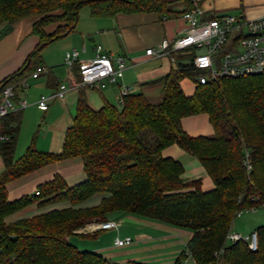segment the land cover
<instances>
[{"label": "trees", "instance_id": "16d2710c", "mask_svg": "<svg viewBox=\"0 0 264 264\" xmlns=\"http://www.w3.org/2000/svg\"><path fill=\"white\" fill-rule=\"evenodd\" d=\"M85 5L95 17L170 14L168 0H0V24L34 17L32 33L40 40L20 69L24 71L0 83V94L37 69L47 44L75 30ZM51 26L55 28L50 32ZM189 55L179 71L164 78V97L157 105L138 93L125 96L120 109L111 104L96 109L81 91L61 153L39 151L31 144L16 159L20 112L0 118L5 164L0 174V264H112L100 254L78 249L68 237L89 222L105 221L115 211L192 230L187 251L174 264H185L188 257L196 264H264V226L257 229L256 251L245 242L225 243L236 213L264 204V71L197 84L195 93L187 96L181 81L200 72L194 67V54ZM201 113L209 115L213 136H191L183 128V118ZM173 144L199 160L214 182L213 189L205 191L202 178H183V163L163 154ZM246 150L252 161L250 173L244 166ZM73 157L82 158L84 182L69 186L58 175L40 185L39 194L9 200V182ZM96 194L103 196L99 204L82 205ZM37 200L40 205L68 202L70 206L7 222L8 216Z\"/></svg>", "mask_w": 264, "mask_h": 264}, {"label": "crops", "instance_id": "0c3cea01", "mask_svg": "<svg viewBox=\"0 0 264 264\" xmlns=\"http://www.w3.org/2000/svg\"><path fill=\"white\" fill-rule=\"evenodd\" d=\"M204 9L202 19L209 20L216 16L232 14L246 19L264 16V0H198ZM192 0H168L170 14L158 12L119 13L113 17H95L89 14L80 16L73 32L52 41L57 43L52 49L42 51L40 65L45 66L47 73L38 78H31V72L21 78L16 85L18 99H26L29 105L20 112V129L15 149V158L22 157L28 147L34 144L39 151L61 153L68 127L73 123L77 113L81 91L88 102L96 109L105 104L117 108L120 106V90L123 85L130 86L131 94L142 93L153 104L162 102L164 97V78L179 71L181 61L187 53L178 52L165 57L146 54L150 47L157 46L164 40H173L186 33L187 22L183 13L190 9ZM34 17L21 19L13 24V31L0 40V83L15 74L23 67L29 54L39 43V37L32 33ZM7 24H0V33ZM55 26L48 30L53 31ZM103 46V52L112 55L122 54L128 58V67L117 83L104 80L96 87L70 89L64 98L48 100V108L41 110L38 101L41 95L54 93L61 84L70 85L78 79V70L65 64L68 51L78 50L81 61L95 57L96 45ZM48 45V44H47ZM46 45V46H47ZM54 45V44H53ZM45 46V47H46ZM187 61V60H185ZM184 61V62H185ZM28 78V88L18 83ZM181 88L187 96L193 95L197 88L194 78L181 81ZM182 125L191 136H213L215 129L209 115L201 113L183 118ZM164 156L180 160L184 166L183 178L192 180L202 178L205 191L214 188V182L207 175L199 160L177 144L163 151ZM5 164L0 153V174ZM65 179L69 186L86 180L81 157L64 159L45 165L39 169L16 178L7 184L9 200L14 201L23 196H34L39 186L52 181L56 176ZM101 194H96L84 202V207L99 204ZM68 202L40 205L37 200L29 206L6 218L7 222L33 217L53 209L69 207ZM107 220H115L120 225L114 229H95L96 225ZM233 229L239 231L233 222ZM194 232L165 221L138 214L115 211L108 213L105 221H92L76 230L68 237L70 243L82 251L100 254L112 264H174L182 252L187 251L188 243ZM133 238L125 246H116L117 238ZM185 264H196L188 257ZM259 264V263H257ZM261 264V263H260Z\"/></svg>", "mask_w": 264, "mask_h": 264}, {"label": "built area", "instance_id": "2783aa9c", "mask_svg": "<svg viewBox=\"0 0 264 264\" xmlns=\"http://www.w3.org/2000/svg\"><path fill=\"white\" fill-rule=\"evenodd\" d=\"M193 7L183 13L187 22L186 33L173 40H164L154 47L146 50L147 55L165 57L174 53L183 52L189 49L195 50L193 57L194 67L200 71L194 80L197 84H207L221 78H239L255 75L264 71V16L256 19L241 18L232 14L216 16L209 20H203L204 9L198 0H192ZM94 58L81 61L79 51L71 50L65 55V64L73 70L78 66L80 79H73L68 84H61L59 89L52 94L41 95L38 107L41 110L48 108V100L64 98L70 89L81 87H96L104 80L117 83L123 72L128 67V58L125 55H112L103 52V46L98 44L95 47ZM48 69L39 65L30 75L31 78H38L41 74L47 73ZM28 78L22 79L18 86L28 88ZM130 86L123 85L120 90V105H123L125 96L131 94ZM29 105L26 99H18L16 85L6 86L0 94V118L17 113ZM8 136H1L7 140ZM244 166L247 173L252 170L250 152L245 151ZM40 192L37 191L36 194ZM264 207V204L263 206ZM254 210V209H253ZM243 211L238 212L241 216ZM115 220H107L98 223L95 229H114L119 227ZM245 242L249 248L256 251L259 246L258 231L255 230L249 235L241 232L230 231L226 236V245ZM133 242V238H117L116 246H125ZM223 249L216 253L218 256ZM193 259V258H192ZM194 260V259H193Z\"/></svg>", "mask_w": 264, "mask_h": 264}, {"label": "rangeland", "instance_id": "374dc122", "mask_svg": "<svg viewBox=\"0 0 264 264\" xmlns=\"http://www.w3.org/2000/svg\"><path fill=\"white\" fill-rule=\"evenodd\" d=\"M83 14H89V6L88 5H85L81 8L80 16H83ZM56 44L57 43H55V42H53L52 44H48L44 48L43 56L46 54L45 52L50 50V48L52 49ZM184 53H187V55L184 57V59L189 60L190 59L189 53H193L195 55V50L189 49V50H186ZM120 106H122V105H120ZM150 136H153V135L150 134ZM207 175H208V173H207ZM233 222H234L235 227L238 230H240L241 233H243L244 235H249L253 231L257 230L260 226H264V207H261L259 209H256V208L245 209V210H243V214L241 216H238V212H237L236 217L233 220ZM233 222H232V225H233ZM232 225L230 227L229 232L234 230ZM234 231H236V230H234ZM237 232H239V231H237ZM225 243H226V241H225Z\"/></svg>", "mask_w": 264, "mask_h": 264}, {"label": "water", "instance_id": "95a60500", "mask_svg": "<svg viewBox=\"0 0 264 264\" xmlns=\"http://www.w3.org/2000/svg\"><path fill=\"white\" fill-rule=\"evenodd\" d=\"M13 25H8L1 33H0V40L3 39L5 36L10 34L13 31ZM45 44H42L41 47H44ZM24 71V68L20 70L17 74H21Z\"/></svg>", "mask_w": 264, "mask_h": 264}]
</instances>
